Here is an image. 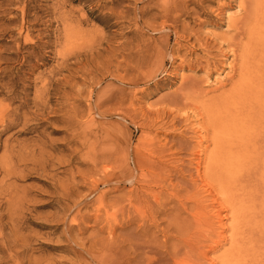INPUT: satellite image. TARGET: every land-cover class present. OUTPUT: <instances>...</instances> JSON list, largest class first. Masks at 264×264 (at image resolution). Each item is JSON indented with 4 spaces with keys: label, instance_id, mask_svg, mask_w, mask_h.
Returning a JSON list of instances; mask_svg holds the SVG:
<instances>
[{
    "label": "rangeland",
    "instance_id": "374dc122",
    "mask_svg": "<svg viewBox=\"0 0 264 264\" xmlns=\"http://www.w3.org/2000/svg\"><path fill=\"white\" fill-rule=\"evenodd\" d=\"M247 50L264 95V0H0V264H117L116 239L123 262L128 240L160 243L128 222L132 191L163 205L168 182L187 185L207 161L205 106L233 90ZM135 157L160 166L142 178ZM209 183L213 194L198 190L208 216L212 200L227 205ZM228 216L197 236L205 256L190 264H219L229 244L210 249L229 237ZM158 218L164 229L173 213ZM255 219L244 230L264 227Z\"/></svg>",
    "mask_w": 264,
    "mask_h": 264
},
{
    "label": "bare ground",
    "instance_id": "6f19581e",
    "mask_svg": "<svg viewBox=\"0 0 264 264\" xmlns=\"http://www.w3.org/2000/svg\"><path fill=\"white\" fill-rule=\"evenodd\" d=\"M247 51H242L240 55L241 63L239 65L242 66L239 72L233 71L234 75L237 72L236 81L230 80L233 90L218 96V104L205 106L207 109V111L205 110L206 117L213 133L211 140L213 141V149L206 162H201L202 158L197 159L194 168L195 175L193 174V177L188 175V187L183 185L182 181V184L181 182H171L172 184L168 182L167 187L172 188V191L169 192L168 199L161 201L163 205H160L157 196L152 197L150 195L152 192L150 188L143 186L139 188L141 191H138L137 188L132 191L134 197L128 202L129 210L127 213L128 215L131 214L128 222L132 223L133 219L138 216L141 221L138 226L140 232L153 226L160 231L163 240L160 243L153 237L144 240L143 237L140 238L143 236L142 234L138 236L135 242L133 239L128 240L127 253L131 256L132 261L123 262V259L122 261L119 260L121 249L116 239L115 257L117 264H190L192 258L199 262V258L205 256L202 245L206 244L207 241L203 242L197 236L203 234L201 232L203 230L213 229L210 228L211 225V227L215 225L213 223H220L223 212H227L230 216V224L227 229L231 233L229 237H224V232L219 231L217 237L215 236L216 240L212 242L215 246L210 249L211 252H214L221 246V243L229 244L228 250L221 255L219 264H264V227L256 225L257 228L253 229L252 227L251 230L250 228L244 230V224L250 220L255 218H259L258 221L264 220V209H260V212L256 210L258 193L261 197L264 196V95L259 89L258 79H253L251 76L258 65L255 64L256 61L249 63L252 52ZM250 65L253 67L251 72L248 71ZM235 88L237 90H234ZM243 146L246 151L244 148L241 149ZM251 148L257 151L258 157L260 156L258 159L261 160L259 165H261L262 171L259 175L255 174L256 169L252 170L254 166L250 169H248L249 166L245 168L246 165H252L255 161L251 155L252 151L249 150ZM259 150L262 152L259 153ZM243 153L247 156L246 165H244L246 158L242 155ZM255 153L254 151L253 155ZM256 155L255 157H257ZM258 159L256 160L258 161ZM135 162L137 171H141L140 176L142 178L146 177L145 171L150 169L149 172L154 173L153 169L160 166L153 165L152 161L147 158L135 157ZM177 163L179 162L177 161ZM255 164L257 163L255 162ZM202 165H204L205 172L204 170L203 172L205 175L201 173ZM167 172L170 174V171L167 170ZM181 173L185 174L182 168L177 167V175L182 179ZM254 179L257 180L255 188L257 189L259 185L262 188L260 192L251 185L254 183H252ZM160 180L167 184V177ZM209 181L216 184L219 193L221 191L223 196L222 200L227 204L225 206L219 200V203L216 199L212 200L208 206L216 210L210 216H208L209 213L205 212L206 206L201 204V199L198 196L200 194L198 190H201L199 184L209 188L210 193L215 189V185L212 186ZM205 182L208 184H204ZM182 191L189 194V196L184 197V200L177 197ZM191 193L194 202H191ZM260 201L264 202L262 199ZM190 203L192 204L189 205ZM167 204H171V206L167 207ZM161 206L163 208H160ZM169 212L173 213L172 221L165 222L166 228H160L163 220L159 219L158 216L167 215ZM183 214L188 216L183 217ZM223 217H226L225 214ZM221 227L219 229L223 230ZM174 241L176 244H170ZM195 262L193 264H198Z\"/></svg>",
    "mask_w": 264,
    "mask_h": 264
}]
</instances>
